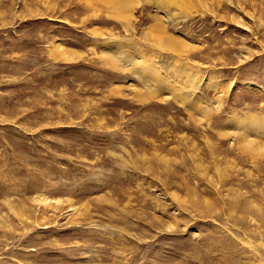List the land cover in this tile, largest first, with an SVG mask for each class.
Returning a JSON list of instances; mask_svg holds the SVG:
<instances>
[{
    "label": "rangeland",
    "instance_id": "1",
    "mask_svg": "<svg viewBox=\"0 0 264 264\" xmlns=\"http://www.w3.org/2000/svg\"><path fill=\"white\" fill-rule=\"evenodd\" d=\"M0 264H264V0H0Z\"/></svg>",
    "mask_w": 264,
    "mask_h": 264
},
{
    "label": "bare ground",
    "instance_id": "2",
    "mask_svg": "<svg viewBox=\"0 0 264 264\" xmlns=\"http://www.w3.org/2000/svg\"><path fill=\"white\" fill-rule=\"evenodd\" d=\"M175 42H177V41H175ZM180 43V42H179ZM175 45H178V44H175ZM180 45V44H179ZM181 49V48H180ZM65 53V52H64ZM61 58H63V57H61ZM65 58V57H64Z\"/></svg>",
    "mask_w": 264,
    "mask_h": 264
}]
</instances>
